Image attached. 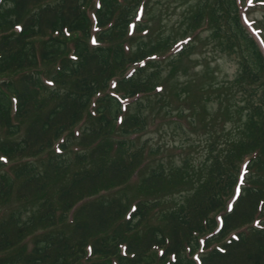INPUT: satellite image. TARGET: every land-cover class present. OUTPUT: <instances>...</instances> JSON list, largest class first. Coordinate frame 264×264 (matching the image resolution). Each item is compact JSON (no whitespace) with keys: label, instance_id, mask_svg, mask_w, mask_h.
<instances>
[{"label":"trees","instance_id":"1","mask_svg":"<svg viewBox=\"0 0 264 264\" xmlns=\"http://www.w3.org/2000/svg\"><path fill=\"white\" fill-rule=\"evenodd\" d=\"M183 1L168 113L179 44L151 41L148 0H0V264H264V51L238 0ZM208 55L236 61L234 93ZM163 113L206 119L202 163L148 168L129 138Z\"/></svg>","mask_w":264,"mask_h":264},{"label":"rangeland","instance_id":"2","mask_svg":"<svg viewBox=\"0 0 264 264\" xmlns=\"http://www.w3.org/2000/svg\"><path fill=\"white\" fill-rule=\"evenodd\" d=\"M238 1L240 15L246 30L255 39V41L260 44V31H262L260 22L264 16V4H256L253 0ZM97 4L98 0H92L93 6H96ZM188 8L187 1L183 0H178L177 2L176 0H148L147 10L144 11V16L141 18V21H150L149 27H153L154 31V37L151 41L157 39L160 35L163 39L169 36L173 41L178 40L179 45H177L169 54L161 58V60H163V58L165 59L163 60L165 63L169 61L170 57L173 56L182 45L180 39L184 36L186 27V23L183 19L185 18ZM143 18L144 20H142ZM139 34L144 35L145 32L143 31ZM207 37L208 34H201V39L205 40ZM138 39L140 38H128V40L124 43L125 47L133 50ZM208 51L210 52V49H208ZM208 61L212 62L211 66L214 72H216L218 79L225 78V82H227L226 85L234 93L235 89L232 82L237 73L236 61L232 57L223 55H217L216 59L208 55ZM164 67L167 71L162 73V77H171V81L168 82L166 88L167 98H170L171 101L166 102L168 104V108L165 111H168L169 113V109L173 107V104L176 103L177 106L181 105L185 96L183 95V82L185 72L184 69L187 68V64L184 61L183 66H180L176 70L169 69L168 63L165 64ZM155 99H157V97H153L152 102ZM165 100L163 103H165ZM157 110L158 106L155 108V113H157ZM175 115L176 113H173L170 114L169 117L165 118V114L163 113L156 118L153 117L150 119V124L146 128L145 132L129 138L139 139V144L144 143L148 151H152L151 154L146 157L145 164L148 168H154L159 164H163L165 168H177L181 167L183 165L182 161L186 159L191 160L192 165L202 163L205 156L204 148L206 147V144L210 142L209 137L212 138L213 136L208 135L211 127H206V119L204 118L202 125L191 129L186 118L182 119L184 122L180 120L176 121L174 117ZM224 127L226 128V135L233 133V128L231 129L229 124H226V126L224 125ZM220 129L221 128H217L218 134L221 132ZM136 143L138 145V142ZM144 175L145 172H138L131 180L129 186L124 189L126 198L131 203L137 202L136 200L139 199L137 194V185ZM180 200V197L174 196V198L169 200L168 203H172L174 206L179 204L181 202ZM231 205L232 200L228 201L226 210H229Z\"/></svg>","mask_w":264,"mask_h":264}]
</instances>
